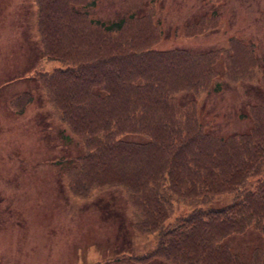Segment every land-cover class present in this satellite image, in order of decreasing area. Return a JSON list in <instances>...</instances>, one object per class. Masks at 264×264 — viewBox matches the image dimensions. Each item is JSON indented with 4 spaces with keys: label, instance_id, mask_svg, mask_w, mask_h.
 Listing matches in <instances>:
<instances>
[{
    "label": "trees",
    "instance_id": "16d2710c",
    "mask_svg": "<svg viewBox=\"0 0 264 264\" xmlns=\"http://www.w3.org/2000/svg\"><path fill=\"white\" fill-rule=\"evenodd\" d=\"M96 2L36 0L44 60L62 64L37 79L85 147L70 169L82 191L90 179L128 191L134 228L154 236V256L169 263L264 264V249L248 263L228 244L249 228L264 236V106L246 108L249 132L225 136L206 129L198 108L222 85L218 64L230 84L253 83L252 49L231 40L209 55L161 50L152 14L98 21L88 14ZM215 20L188 26L186 37Z\"/></svg>",
    "mask_w": 264,
    "mask_h": 264
},
{
    "label": "rangeland",
    "instance_id": "374dc122",
    "mask_svg": "<svg viewBox=\"0 0 264 264\" xmlns=\"http://www.w3.org/2000/svg\"><path fill=\"white\" fill-rule=\"evenodd\" d=\"M149 9L161 21V50L206 54L226 47L231 37L254 44L261 66L249 76L253 83L230 84L219 64L220 90L201 99L207 129L214 130L217 123L214 132L221 135L248 132L253 124L243 117V106H264V0H101L91 15L111 22ZM215 13L221 18L214 22L220 25L215 33L185 37L188 26ZM36 27L34 0H0V264H95L121 256L126 259L113 264H142L136 256L149 254L155 242L150 235L135 233L128 191L101 188L95 185L103 184L90 179L93 187L87 193L77 171H68L66 178L85 147L40 85L23 76L41 57ZM46 66L50 72L62 64ZM23 92L34 95L32 104L22 114L14 113L10 101ZM229 243L249 261L264 248V236L249 228Z\"/></svg>",
    "mask_w": 264,
    "mask_h": 264
},
{
    "label": "bare ground",
    "instance_id": "6f19581e",
    "mask_svg": "<svg viewBox=\"0 0 264 264\" xmlns=\"http://www.w3.org/2000/svg\"><path fill=\"white\" fill-rule=\"evenodd\" d=\"M42 74L41 71V66L40 63L38 61V59L35 61V63L33 65L30 66V68L28 69V72L26 74H24L23 76H40ZM98 264V263H95Z\"/></svg>",
    "mask_w": 264,
    "mask_h": 264
}]
</instances>
